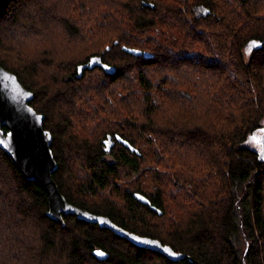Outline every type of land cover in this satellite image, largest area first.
Returning a JSON list of instances; mask_svg holds the SVG:
<instances>
[{
    "label": "trees",
    "instance_id": "1",
    "mask_svg": "<svg viewBox=\"0 0 264 264\" xmlns=\"http://www.w3.org/2000/svg\"><path fill=\"white\" fill-rule=\"evenodd\" d=\"M0 64L44 114L67 201L195 259L51 219L0 148V264H264V151L247 145L264 123V0H11Z\"/></svg>",
    "mask_w": 264,
    "mask_h": 264
},
{
    "label": "water",
    "instance_id": "2",
    "mask_svg": "<svg viewBox=\"0 0 264 264\" xmlns=\"http://www.w3.org/2000/svg\"><path fill=\"white\" fill-rule=\"evenodd\" d=\"M10 2L11 0H0V12H3ZM126 50L140 53L136 49ZM98 64L100 57L91 58L88 64L79 66L78 77H81L84 68L91 69ZM33 98V92L23 86L17 75L0 64V148L8 153L27 180L44 188L49 203L47 216L64 223L63 214H72L80 220L109 228L133 244L160 252L170 260L188 259L190 262H195L192 256L174 250L157 238L131 232L107 216L93 213L67 201L53 177V173L58 168L51 147L53 136L44 128V114L37 112L29 103ZM117 138L131 150L135 149L127 140L119 136ZM133 195L141 203L150 205L159 214L162 213V210L152 205L144 195L140 193Z\"/></svg>",
    "mask_w": 264,
    "mask_h": 264
},
{
    "label": "rangeland",
    "instance_id": "3",
    "mask_svg": "<svg viewBox=\"0 0 264 264\" xmlns=\"http://www.w3.org/2000/svg\"><path fill=\"white\" fill-rule=\"evenodd\" d=\"M203 11L204 9L202 7L197 8L198 13H201ZM105 13L106 12H104V14ZM247 145L256 148L259 152H262V150L264 151V123L257 132H255L249 137V139L247 140ZM239 245L241 246V249H246L247 245H245V243H240Z\"/></svg>",
    "mask_w": 264,
    "mask_h": 264
},
{
    "label": "flooded vegetation",
    "instance_id": "4",
    "mask_svg": "<svg viewBox=\"0 0 264 264\" xmlns=\"http://www.w3.org/2000/svg\"><path fill=\"white\" fill-rule=\"evenodd\" d=\"M111 143H113V142H112L111 138H109V139L107 140V146H108V145H112Z\"/></svg>",
    "mask_w": 264,
    "mask_h": 264
}]
</instances>
